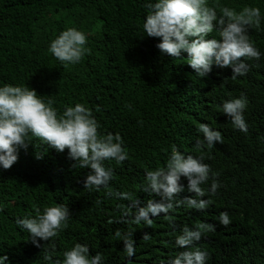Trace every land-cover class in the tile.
Listing matches in <instances>:
<instances>
[{"label": "trees", "instance_id": "1", "mask_svg": "<svg viewBox=\"0 0 264 264\" xmlns=\"http://www.w3.org/2000/svg\"><path fill=\"white\" fill-rule=\"evenodd\" d=\"M145 0H0V83L22 84L51 98L63 110L83 103L91 108L101 131L120 132L128 158L114 169L110 182L114 190H130L143 203L159 199L141 191L144 170L163 166L172 145L204 162L220 173L222 186L204 211L179 207L172 213L174 229L161 217L152 227L132 226L136 240L134 264H159L175 255L176 232L198 222L215 225L198 246L209 252L206 264H264V55L251 59L246 76L232 80L231 68L213 66L207 76L198 77L187 64V54L179 59L162 54L159 38L142 30ZM239 9L244 4L260 7L264 0H219ZM77 27L88 35L90 52L76 65L64 67L48 45L60 31ZM264 53V19L260 28L249 32ZM209 38H212L211 35ZM244 92L248 99L245 134L234 129L219 107L223 100ZM98 109V110H97ZM206 122L222 132L223 143L212 149L196 148L202 138L198 124ZM67 149L63 153L33 138L27 150L9 169L0 168V255L11 264H49L43 246L33 245L26 231L15 224L17 217L53 203L66 204L72 214L69 226L53 238L55 254L75 242L87 243L90 253L101 252L104 264H127L124 244L115 236L129 226L117 222L120 201L106 190L84 189L87 169L73 167ZM192 196L187 179H181ZM205 199L207 197H204ZM101 200L97 206L95 201ZM227 211L230 224L221 225L219 213ZM112 222L109 223V219ZM152 234L141 240L144 232ZM48 247V245H45Z\"/></svg>", "mask_w": 264, "mask_h": 264}, {"label": "clouds", "instance_id": "2", "mask_svg": "<svg viewBox=\"0 0 264 264\" xmlns=\"http://www.w3.org/2000/svg\"><path fill=\"white\" fill-rule=\"evenodd\" d=\"M143 7L147 10L142 23L146 36L159 38L156 47L162 54L179 59L186 53L187 64L198 77L207 76L216 66L231 68L230 78L236 80L249 72L248 60H259L264 55L249 35L250 29H259L264 19L258 6L244 4L237 9L219 0H145ZM87 41L84 30L67 27L50 41L47 50L68 67L80 63L90 52ZM247 106L244 92L223 100L219 106L233 128L245 134L249 128L244 115ZM100 129L92 109L83 103L68 105L61 111L51 98L46 99L34 88L0 83V168H11L18 161L20 150H27L33 138L61 153L67 149L68 158L74 161L73 167L88 170L84 189L99 192L103 188L107 196L129 202L116 204L120 212L117 222L129 228L124 232L116 230L115 236L123 241L127 264H134L136 240L132 226L152 227L153 218L163 214L162 218L175 229L172 213L177 208L204 211L211 205L212 197L222 186L218 179L220 173L205 163L202 156L186 154L172 145L163 166L144 170L141 191L149 197L155 194L159 199L149 198L142 203L136 193L111 187L115 172L107 164L114 161L119 165L129 154L120 132L104 133ZM198 131L202 133V138L196 139L198 149L210 150L217 143H223L222 132L206 122L198 124ZM260 139L264 141V137ZM182 177L187 179V191L194 195L180 197L185 191ZM95 204L99 206L101 200L97 199ZM3 208L4 204L0 203V211ZM71 216L66 204L56 202L37 208L34 215L29 212L17 217L15 224L28 233L36 247H41V240L48 242L45 244L48 247L43 246V258L49 264H104L101 252L91 254L90 246L81 242L66 248L62 259L52 260L53 238L68 228ZM218 220L224 226L231 222L227 211H221ZM215 227L207 222L191 227L184 225L174 238L175 247L180 250L167 259H160L159 264H206L209 252L197 242ZM151 239L152 234L146 231L141 238L143 241ZM0 264H11L7 254L0 255Z\"/></svg>", "mask_w": 264, "mask_h": 264}]
</instances>
